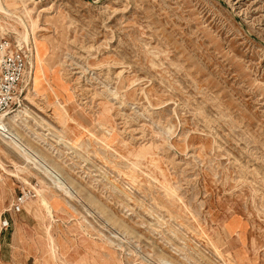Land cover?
Returning a JSON list of instances; mask_svg holds the SVG:
<instances>
[{
    "label": "rangeland",
    "instance_id": "rangeland-1",
    "mask_svg": "<svg viewBox=\"0 0 264 264\" xmlns=\"http://www.w3.org/2000/svg\"><path fill=\"white\" fill-rule=\"evenodd\" d=\"M3 41L0 264H264V0H0Z\"/></svg>",
    "mask_w": 264,
    "mask_h": 264
},
{
    "label": "built area",
    "instance_id": "built-area-1",
    "mask_svg": "<svg viewBox=\"0 0 264 264\" xmlns=\"http://www.w3.org/2000/svg\"><path fill=\"white\" fill-rule=\"evenodd\" d=\"M3 43L8 47L0 58V114H7L13 113L21 106L25 87L29 82L25 81V77L27 78L25 53L20 48L10 50L9 43L6 41ZM19 200H23V196Z\"/></svg>",
    "mask_w": 264,
    "mask_h": 264
},
{
    "label": "bare ground",
    "instance_id": "bare-ground-1",
    "mask_svg": "<svg viewBox=\"0 0 264 264\" xmlns=\"http://www.w3.org/2000/svg\"><path fill=\"white\" fill-rule=\"evenodd\" d=\"M8 12V11H7ZM9 12H11V11H9ZM20 18V17H19ZM22 19V18H21ZM24 20V19H23ZM24 23V22H23ZM24 24H26V21H25V23ZM15 30H16V28H14ZM18 34H20L22 37H23V39L26 41V42H28V43H30V40H31V30L29 29V27L27 26V25H25V31L24 32H19V31H16ZM35 36V35H34ZM34 45L36 46V48L38 49V46H37V42H36V39H34ZM8 46L4 43H2V48L0 49V54L2 55V54H4L7 50H6V48H7ZM0 58H1V56H0ZM43 71V70H42ZM44 76V75H43ZM31 79H33L34 81H35V79H34V76H33V74L31 75ZM29 80V79H28ZM29 92H30V95L32 96L35 92H36V89L33 87L32 89H30L29 90ZM60 106H61V104H60ZM21 118H23V116H22V114H21V111L20 112H18V113H15V114H12V115H10V113H7V114H0V133H4V135H7L8 133H7V131H9V129L7 128V126H8V124H9V122L7 123L6 121H7V119L9 120V121H11V120H15V121H17L18 119H21ZM10 139H11V137H10ZM57 168V167H56ZM55 168V169H56ZM57 169H59V168H57ZM6 170V169H5ZM60 171V170H59ZM12 174H14V173H12ZM48 174H49V176L50 177H52V180L54 181V183L55 184H57L58 186H61L62 187V185H61V183H65L66 181H63V182H61L60 183V181L55 177V176H53V173L52 172H48ZM22 179V178H21ZM24 180V179H23ZM68 185V184H67ZM67 192H69V193H71L70 191H68L67 190ZM108 222L109 223H111V224H114V219L113 218H111V217H109L108 218Z\"/></svg>",
    "mask_w": 264,
    "mask_h": 264
}]
</instances>
